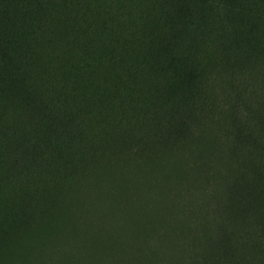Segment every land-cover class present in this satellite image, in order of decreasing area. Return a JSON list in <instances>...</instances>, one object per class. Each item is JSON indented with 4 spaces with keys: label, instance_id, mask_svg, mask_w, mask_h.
Returning a JSON list of instances; mask_svg holds the SVG:
<instances>
[{
    "label": "trees",
    "instance_id": "1",
    "mask_svg": "<svg viewBox=\"0 0 264 264\" xmlns=\"http://www.w3.org/2000/svg\"><path fill=\"white\" fill-rule=\"evenodd\" d=\"M182 1L0 0V264H264V0Z\"/></svg>",
    "mask_w": 264,
    "mask_h": 264
},
{
    "label": "rangeland",
    "instance_id": "2",
    "mask_svg": "<svg viewBox=\"0 0 264 264\" xmlns=\"http://www.w3.org/2000/svg\"><path fill=\"white\" fill-rule=\"evenodd\" d=\"M184 1L182 0H171V3H172V9H176L178 10L180 7H183L184 6ZM169 4H170V1H169ZM171 5V4H170ZM181 9V8H180ZM0 241H2V239H0Z\"/></svg>",
    "mask_w": 264,
    "mask_h": 264
}]
</instances>
